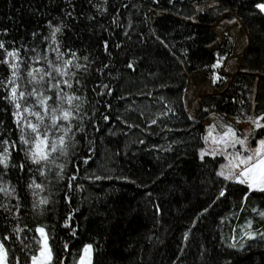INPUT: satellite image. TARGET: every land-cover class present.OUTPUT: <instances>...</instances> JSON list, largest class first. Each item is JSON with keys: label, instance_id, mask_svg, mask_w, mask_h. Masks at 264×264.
I'll return each instance as SVG.
<instances>
[{"label": "trees", "instance_id": "trees-1", "mask_svg": "<svg viewBox=\"0 0 264 264\" xmlns=\"http://www.w3.org/2000/svg\"><path fill=\"white\" fill-rule=\"evenodd\" d=\"M72 2L76 4L78 15L84 13L86 16L90 11H94L89 8L88 0H72ZM208 2L214 0H195V2L177 0L175 7H182L184 15H187L192 13L195 4ZM112 3L136 4L137 8L125 12L122 19L135 14L132 15V19L136 22L137 29H143L145 32L148 31L149 26L157 29L158 33L167 37L172 51L186 62L191 59L192 49L208 35L207 27L172 14H163L152 19L149 9L169 11L174 9L167 0H161L158 7L151 4L150 0H112ZM219 4L230 10L255 14L250 11V0H219ZM64 8L65 0H0V28L9 29L10 34L7 38L9 40L16 38L29 41L31 32L46 31L44 28L46 20L52 19L53 23H57L54 17L64 19L69 25V28L65 29L64 39L74 48L81 51L86 49L90 52L97 65L101 61L111 63L114 80L112 86L116 89L117 96L130 94L124 90L134 83L140 71L157 69L159 76L156 79L166 78V72L161 73L159 66L167 59L166 55H172L167 49L164 51L154 40L146 44H136L134 37L133 43L128 44L123 51L110 47L111 56H106L99 42L101 37L119 42L116 35L100 31L99 25L108 24L109 21L97 17L91 22L90 28L85 16L77 20L64 18L62 15ZM142 13H147L149 16L147 24L139 23ZM248 46L251 47V43H248ZM182 49H187L186 56L182 54ZM234 51V36L227 31L223 40L212 51L211 61L203 68L209 86L222 91L219 99L224 100L203 104L198 110L195 121L188 120V115L179 108L169 121V127L176 130L174 133L168 134L166 139L157 136L148 138L149 145L160 143L167 146L175 140L177 143L173 145V151L146 150L145 145L134 143L144 138L140 131L129 130L115 119L118 114L126 115L125 109L128 108L129 103L134 107L139 106L137 105L139 103H142L143 107H150L149 115L157 113L168 102L167 99L163 101L159 99L158 90L155 89L152 97L131 94L127 101L109 98L112 99L113 104V119L107 124L100 121L98 133L89 130L93 138L90 153L92 159L88 164L77 161L81 168L79 183L83 185V190H75L72 193L70 204L62 200V189L58 192L54 190L53 198L57 203L51 212L44 215L37 214L34 217L24 215L20 221L21 226L27 224L33 229L32 232L22 233V237L24 235L28 237L24 243H29L33 235L39 237L34 229L40 225L45 227L54 254H61L64 242L69 243L73 255L67 257L66 264H73V257L77 250L82 249L84 243H92L94 246V264H174V262L175 264H226L228 260H231L232 264H264V243L260 241H247L250 247H246L243 251L228 247L233 242L231 239L233 235L237 237L238 246L246 242V237L241 238V226L247 219L253 218L254 214L249 210L260 205V199L257 197L261 194L250 196L247 208L241 211L239 197L243 186H232L227 199L218 201L208 213L197 215L212 195L205 183L208 181L212 165L202 167L196 156V149L202 144L199 137L206 134L205 121L209 117L220 115L227 105L234 104L233 97H228V90L224 91L230 81L224 68L234 55ZM255 51L264 54V47L261 51L256 49ZM126 59L142 62L138 63L137 70L132 72L126 68ZM218 59H221L220 65L213 68L212 65L216 64ZM246 65L247 68L254 69L247 60ZM254 71H260L264 76L263 69H254ZM215 75H219L221 79L214 83ZM102 79L108 82L107 78L102 77ZM240 85L248 89L245 82L237 87H230V90L238 91L234 96L237 105H240L239 100L248 98L247 93L239 90ZM261 89H264V84H258L253 91L257 108H260L257 114L264 110ZM181 90L182 87H179L172 92L178 95ZM169 94L167 96H171V93ZM223 111L225 113V110ZM130 118L136 119L135 113H132ZM84 145L83 151H87V141H84ZM168 163H172L173 167L168 168ZM161 172H163L162 176ZM92 173L108 175L112 179L100 181L86 179V176ZM10 179L16 183L14 177ZM149 192L152 193L151 197L147 195ZM153 201L161 205V214L154 215ZM69 214H71L70 227L77 229L75 238L70 237L69 228L63 227L64 219ZM193 219L197 220L195 228L192 229L189 241L183 242V234L192 228ZM253 229L264 231V221L255 217ZM32 243L35 251L39 246ZM13 247L17 254H21L19 243L14 244ZM180 248H184V251L180 252L178 250ZM201 252L205 254L201 256Z\"/></svg>", "mask_w": 264, "mask_h": 264}, {"label": "snow or ice", "instance_id": "snow-or-ice-1", "mask_svg": "<svg viewBox=\"0 0 264 264\" xmlns=\"http://www.w3.org/2000/svg\"><path fill=\"white\" fill-rule=\"evenodd\" d=\"M160 2L161 0H150L157 7ZM176 2L177 0H167L173 8ZM88 4L94 11L86 16L84 13L78 15L76 4L72 0H65L62 15L71 20L85 16L90 28L91 22L97 17L107 19L108 24L99 25L100 31L116 35L119 42L101 37L99 42L106 56H111L110 47L123 51L128 44L133 43L135 37L136 44L154 40L167 49L177 63H184L172 51L167 37L158 33L157 29L150 26L147 32L137 29L136 22L132 19L135 14L122 19L125 12L137 8L136 4L117 5L112 0H99L95 3L88 0ZM250 4V11L264 17V0H250ZM219 7V0H214V3L206 7L196 5L191 14L183 15L182 18L196 23L197 13L218 11ZM149 11L160 15L155 8ZM175 14L180 15V10ZM53 19L58 22L46 20V31L31 32L29 41L16 38L9 40V29L0 28V264H66L67 257L73 255L67 241L63 244L61 254H54L45 227L40 225L34 229L39 237L33 235L29 243H24L28 237H22V233L32 232L33 229L27 224L21 226L20 221L24 215L34 217L51 212L57 203L53 198L54 190H63L62 200L66 204L71 203L75 190H83V185L79 183L81 168L77 161L88 164L92 159L90 153L93 138L89 130L98 133L100 121L107 124L113 119V104L109 98L127 101L131 95L117 96L116 89L112 86L114 80L111 63L101 61L97 65L86 49L81 51L74 48L64 39L65 29L69 25L60 17ZM148 20V14L142 13L139 23L147 24ZM229 22H236V18H230ZM181 52L186 56L187 49H182ZM221 59L212 67L219 66ZM140 62L142 61L126 59V68L135 72ZM102 77L107 78L108 82H104ZM220 79L219 75H215L213 82ZM161 87L166 85L161 84ZM140 95L152 97L153 93L141 92ZM159 99L163 101L165 98L161 96ZM233 103H237L235 97ZM238 103L241 107L234 117L235 122L239 124L243 119L250 125L247 129L240 130L232 123H222L218 128L216 123H212L207 126L206 134L199 137L202 144L196 149V156L202 167L212 165L208 181L205 182L212 195L197 215L208 213L218 201L227 199L232 186H243L239 197L241 211L247 208L250 196L261 194L257 197L260 205L249 210L254 214L253 218L247 219L241 226V238L246 237V242L238 246L237 237L233 235V242L228 245L229 248L243 251L250 247L247 241L264 243V231L253 229L255 217L264 221V110L257 114L253 94ZM149 112L151 109L148 106L134 107L129 103V107L125 109L126 115L118 114L115 119L129 130H139L144 138L134 143L145 145L146 150L173 151V145L177 143L175 140L167 146L160 143L149 145L147 141L152 136L166 139L168 134L174 133L176 130L169 127V121L176 112L167 104L157 113L149 115ZM132 113H135L136 119L130 118ZM187 119L195 121L192 115ZM84 141H87V151H83ZM167 167L172 168L173 164L168 163ZM10 177H14L16 183ZM86 179L100 181L112 177L92 173ZM147 195L151 197L152 193ZM152 203L154 215L161 214V205L154 201ZM70 219L71 214L65 217L63 227L69 228L70 237L75 238L77 229L70 227ZM196 223V219L191 221L192 228L184 232L183 242L189 241ZM32 242L39 246L35 251ZM16 243L20 245L21 254H17L13 247ZM178 250L183 252L184 248ZM205 252L200 255L203 256ZM73 264H94L92 243H84L82 249L77 250ZM226 264H232V261L228 260Z\"/></svg>", "mask_w": 264, "mask_h": 264}, {"label": "rangeland", "instance_id": "rangeland-1", "mask_svg": "<svg viewBox=\"0 0 264 264\" xmlns=\"http://www.w3.org/2000/svg\"><path fill=\"white\" fill-rule=\"evenodd\" d=\"M212 3L214 2L195 4V6L199 5L200 7H206ZM225 9H227V11H225ZM156 10L160 12V15L172 14L183 19L182 16L184 15V11L180 6H176L174 9L167 12H165L164 9ZM177 10H180V15L175 14ZM160 15L151 12L152 19ZM232 17L236 18V22H229ZM186 21L192 22L190 20ZM196 21L195 24L207 27L208 35L202 38L197 46L192 49L191 59L188 62L184 61L183 64H180L177 63L173 56L166 55L167 59L159 66L161 73L166 72V78H159L157 80L156 78L159 76L157 74L159 72L156 71L157 69L140 71L134 83L125 88L124 91L130 94H140L141 92L149 91L153 93L156 89L159 92L157 95L167 99L168 102L165 104L173 108L174 111L181 108L188 116L192 115L196 117L199 108L203 104L224 100L222 98L219 99L222 91H218L209 86L203 68L205 64L211 61L212 51L223 40L224 34L227 31H229L235 39L234 55L228 60L224 68V71L230 77V81L224 90H228V97H234L238 92L230 90V87H237L240 83L245 82V85H247L248 89H245L244 85L238 87L239 90L247 93V97H249V94H253L258 84H264V80H261L264 78L263 74L260 73V71H254V69L264 70V54L255 51V49L261 51L264 47V17L262 18L256 14L230 10L220 5L218 11L209 10L207 13H197ZM248 43H251V47L248 46ZM162 49L167 51L163 47ZM243 57L249 62L250 67L254 69L247 68L246 60H244ZM161 84L166 85V87H161ZM179 87H182V90L178 95H175L172 91ZM169 93H171V96H167ZM260 95L264 99V89H261ZM137 105L143 107L142 103ZM240 107L241 105L237 104L227 105L222 109L220 115L209 117L205 121L206 129L207 126L212 123H216L218 128L222 123H232L240 130L247 129L250 125L244 122L243 119L237 124L233 118L236 116ZM258 109L260 108H257L256 112H258ZM223 110H225L226 114ZM249 111H251L250 106Z\"/></svg>", "mask_w": 264, "mask_h": 264}]
</instances>
